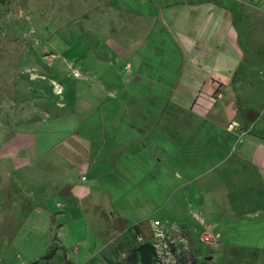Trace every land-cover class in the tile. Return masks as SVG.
Returning <instances> with one entry per match:
<instances>
[{"label":"crops","instance_id":"1","mask_svg":"<svg viewBox=\"0 0 264 264\" xmlns=\"http://www.w3.org/2000/svg\"><path fill=\"white\" fill-rule=\"evenodd\" d=\"M124 2L135 36L112 39L121 49L111 50L128 64L112 73V87L95 112L72 123L88 151L82 160L70 156L72 170L82 175L71 182L70 204L84 206L94 219L103 215V223L94 221L98 231L119 240L116 257L85 264H147L140 253L132 255L152 241L149 230L162 208L196 245L203 228L211 229L218 238L211 264H264V102L251 95L264 94V65L258 66L264 63V0ZM246 21L248 29L254 25L251 50L242 42ZM233 119L249 132L229 129ZM45 128L42 121L21 127L25 144L18 156L15 127L0 128V175L13 174L18 158L43 162L53 152L49 144L68 136L48 135ZM54 154L66 157L64 150ZM113 180L128 193L148 186L132 207L127 203L109 216L107 206L117 201L104 183ZM10 188L0 182V192ZM142 222L145 236L136 231ZM199 254L206 264L207 253Z\"/></svg>","mask_w":264,"mask_h":264},{"label":"rangeland","instance_id":"2","mask_svg":"<svg viewBox=\"0 0 264 264\" xmlns=\"http://www.w3.org/2000/svg\"><path fill=\"white\" fill-rule=\"evenodd\" d=\"M124 1L0 0V118L4 120L0 128L6 131L8 122L15 127L17 156L25 144L21 127L28 123L44 122L48 135L68 133L64 142L49 144L53 152L43 162L34 156L22 163L18 158L13 174L0 175V182L11 187L0 192V264H85L87 258L119 254L114 250L119 240L103 238L94 222L103 223L105 217L94 219L84 206L70 204L71 182L79 183L82 177L80 171L72 170L70 156L75 153L77 159L88 151L72 123L95 112L106 97L105 90L112 87V73L128 64L111 50L121 49L111 45L112 39L121 41L127 33L135 36L127 23L132 15L126 13L128 3ZM159 20L164 23L161 17ZM248 24L241 25L245 27L242 42L251 50L254 25L250 30ZM262 65L258 63L260 68ZM251 95L258 104L264 102L263 93ZM234 121L240 123L236 127L241 129L240 135L249 132L240 120L233 119L229 125ZM57 149L64 150L66 157H55ZM118 177L116 173L112 178ZM146 184L128 193L119 190L116 180L105 182L112 200L117 201L114 208L107 206L108 215L141 200ZM94 195L101 198V190ZM170 213L162 208L156 215L161 225L155 229L162 233L155 241L159 264H200L201 250L208 256L205 263H214L216 248L202 240L206 227L196 245L183 236Z\"/></svg>","mask_w":264,"mask_h":264},{"label":"trees","instance_id":"3","mask_svg":"<svg viewBox=\"0 0 264 264\" xmlns=\"http://www.w3.org/2000/svg\"><path fill=\"white\" fill-rule=\"evenodd\" d=\"M144 222L136 226V231L139 234H143L144 236L146 235L144 228H142ZM151 232V236H153L152 241L147 240V242L144 245H140L136 252L132 255V257L137 258L139 253L141 254L143 261L147 264H154L159 257V252L158 249L155 245V230H149Z\"/></svg>","mask_w":264,"mask_h":264},{"label":"built area","instance_id":"4","mask_svg":"<svg viewBox=\"0 0 264 264\" xmlns=\"http://www.w3.org/2000/svg\"><path fill=\"white\" fill-rule=\"evenodd\" d=\"M76 74L77 75H80L81 72L80 71H76ZM238 126H240V123H238L237 121H234V122H232L229 125V129L233 130V129H235ZM159 225H161V221L160 220H156L155 221V226L158 228ZM155 234H156V238H157L162 233L159 232V231H156V229H155ZM202 240L205 241V242H207V243H210L212 245H215L218 242L217 236L214 235V233L211 231V229L208 226L206 227V229L202 233ZM155 245H156V247L158 249L157 243H155ZM158 252H159V249H158ZM159 254H160V252H159Z\"/></svg>","mask_w":264,"mask_h":264}]
</instances>
